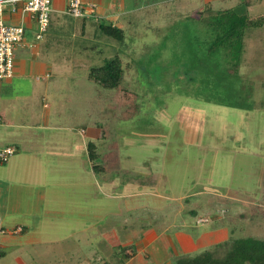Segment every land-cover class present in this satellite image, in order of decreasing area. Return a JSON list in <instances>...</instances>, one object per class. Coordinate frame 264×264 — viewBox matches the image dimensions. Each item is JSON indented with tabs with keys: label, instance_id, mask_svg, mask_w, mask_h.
Returning a JSON list of instances; mask_svg holds the SVG:
<instances>
[{
	"label": "rangeland",
	"instance_id": "obj_1",
	"mask_svg": "<svg viewBox=\"0 0 264 264\" xmlns=\"http://www.w3.org/2000/svg\"><path fill=\"white\" fill-rule=\"evenodd\" d=\"M147 1L131 11L125 2L118 9L122 13L111 11L101 20L122 27L124 41L104 35L95 22L84 24L66 15L60 16L64 23L54 27L59 41L54 54L66 77L61 78L59 96L51 103V126H62L64 113L74 118L76 130L93 128L95 123L107 125L110 140H103L97 131L98 154L103 155L115 141L121 161L120 173L113 171L107 178L120 180L125 195L138 197L122 201L101 196L83 146L84 136L57 131L60 145L44 150V187L36 188V193L45 197L40 206H52L61 213L54 229H41L60 244L22 246L27 237L8 233L1 238L10 243H5V250L0 247V264H17L21 254L30 264L33 259L38 264H83L82 260L88 264L85 241L97 231H84V226L122 224L116 223L117 218L130 213L118 206L128 201L147 206L153 199L157 207L193 211L202 216L199 224H204L195 230L197 241L227 239L223 246L238 239L233 233L236 223L218 227L215 216L243 212L248 219L250 209L262 208L264 217V26L237 32L221 46L218 30L209 24L221 11L233 7H239L240 15L258 18L264 15V0H250L249 6L240 5L245 0ZM205 8L208 12L201 14ZM115 56L123 60L127 83L139 97L140 110L127 121L115 116L119 111L114 103L96 99L88 78L92 67L103 66ZM80 113L82 120H78ZM6 164L0 161V168ZM1 207L2 214L6 204ZM161 216L169 221L174 214H158L157 218ZM245 226L238 230L247 238L258 236L255 229L264 237V218L247 226L252 236L244 232ZM129 230L124 228L120 234L128 233L131 240Z\"/></svg>",
	"mask_w": 264,
	"mask_h": 264
},
{
	"label": "crops",
	"instance_id": "obj_2",
	"mask_svg": "<svg viewBox=\"0 0 264 264\" xmlns=\"http://www.w3.org/2000/svg\"><path fill=\"white\" fill-rule=\"evenodd\" d=\"M94 1L98 4V11L102 19H107L108 12L110 14L111 11L116 14L122 13L118 9L124 8L126 5L125 0ZM67 4V0H54L50 26L41 40L37 39L38 24L33 14L24 12L22 7H19L16 12L11 7V10L8 7L5 11L6 22L12 25H24L25 34L23 43L16 50L14 76L11 79L0 81V150L7 147L17 149L16 154L10 158L6 166L0 168V192H2V194L0 193V247L4 250L10 241L7 238L3 242L2 236L8 235V233L13 234L12 231L17 227H23L24 231L16 235L27 237L26 241L21 243L22 246L47 247L48 243L59 246V240L50 239L51 233H41V229L44 231L54 229L59 222L58 215L61 214L58 209L53 210L52 206H40L45 198L42 194L36 193V188L44 187L42 173L44 158L42 154L44 150H47V147L55 146L57 148L60 145L58 140L60 131L83 135V146L86 149L90 142L96 143L97 131L100 134L97 123L93 128L83 127L81 130H76L73 126L75 120L69 113H64L65 122L62 126H51L54 125L51 118V103H55V98L59 96L58 87L61 78L66 77L64 72L61 73L58 55L54 54L58 47L57 44H59L54 27L64 23L65 19L60 16H68L66 14ZM95 21L89 19L84 21V24ZM73 97L71 95L66 99L69 102ZM56 116L61 117L58 114ZM82 116L83 113H80L78 120H82ZM93 175L94 179L99 182L101 196L109 195L111 199L122 201H126L129 197L131 200L133 197H138L135 193L125 195L120 180L109 181L108 174L101 177H97L94 173ZM128 202L130 204L123 203L118 206V209L123 207L119 210L130 213L129 216L124 215L117 218L116 223L122 224L110 227L109 225H100L96 226L97 228L95 226L93 228L91 224L84 226V231L88 228L97 231L95 234H88L85 241V245L89 247L88 264H147L148 261H151V264H175L182 257H194L206 251H214L216 248L226 245L228 241L227 239L221 242L207 243L197 241L195 230L204 224H199V219L202 216L195 215L193 211L175 210L172 206L157 207V202L153 199L149 200L147 206L140 205L138 202ZM5 204V211L1 214V206H5ZM55 211L57 214L54 215ZM250 211L252 213V209ZM164 213L174 214V216L169 221H166L163 216L157 218L158 214ZM13 214L16 217L13 218ZM230 214L244 213L230 212ZM253 214L234 228L233 233H237L238 239L247 238V234H241L238 230L244 224L246 225L245 233L249 232V236L256 233L258 236H254L255 238L264 239L263 235L256 231L257 229L252 234L250 233L251 229L250 231L247 229L248 225L261 222L264 218L261 216L252 217ZM213 219L216 223H220L224 220V216H215ZM133 220L136 222L135 227L131 225ZM217 226L226 228L225 226L229 225ZM129 227L131 230L128 232H132L131 236L133 237L131 240H129L128 233L124 235L122 232L123 236L120 234L122 229ZM145 227L150 230L148 229L147 233H141V229ZM211 231L213 230L211 229ZM32 233H35L36 236H33ZM71 233L73 237H76L77 232L74 228ZM233 239L236 240V238ZM76 240L78 242L77 238ZM170 246H179V248L172 250ZM109 247L111 248L110 254L108 253ZM124 249H127L126 252L120 255L119 252ZM4 250L2 260L6 258ZM124 257H127L128 260L123 261ZM140 257L143 258L140 259ZM32 261L33 264H38L37 259ZM82 261L84 264L85 260ZM15 262L30 264L28 259L24 258V254L19 255Z\"/></svg>",
	"mask_w": 264,
	"mask_h": 264
},
{
	"label": "trees",
	"instance_id": "obj_3",
	"mask_svg": "<svg viewBox=\"0 0 264 264\" xmlns=\"http://www.w3.org/2000/svg\"><path fill=\"white\" fill-rule=\"evenodd\" d=\"M156 1L157 0H148L147 2L155 3ZM125 2L130 4L128 7L130 11L143 6V0H125ZM249 2L250 0H245V2L240 5L246 4L249 6ZM209 5L210 4H208V6ZM206 12H208V9L205 8V10L203 11L202 9L200 13L205 14ZM239 12V7H233L221 11L219 16L213 17L212 20L210 19V26H212L215 31L218 30L220 34L219 45L223 46L229 43V41L236 36L237 32L242 33L243 30H251L253 32L264 26V15L251 19L250 16L243 15V13L240 15ZM81 19L83 23L89 19L93 21L98 20L95 22L104 35L116 41L125 40V30L123 28L113 24H105L101 22L102 18L95 19L85 17ZM237 56L238 58L240 57L239 54ZM239 65L240 63L238 60L237 67H239ZM126 75L127 69L119 56H115L108 60L103 66L92 67L88 74L89 80L94 84L96 99L114 103L119 111L115 116L124 121L134 118L140 110L139 97L136 92L131 89L129 83H127ZM98 128L100 129L103 140H110L107 125L99 124ZM111 142L112 143L108 145V150L103 155L98 154L95 143L90 142L87 146L91 169L97 177H101L104 174H113V171L116 174L120 173L119 167L121 161L119 157V146L117 142ZM262 212V208H253L252 213L249 214L251 215L254 213L252 217H259L263 214ZM224 214V220L220 222L219 225H235V223L236 225H240L238 223L243 222L246 218L244 214L232 215L228 212ZM20 228L22 231L19 234L24 231V228L17 227L15 229L18 230ZM126 250L127 249H124L120 253L123 255ZM125 260H128V258L124 257L123 261ZM175 264H264V239L255 237L236 239L233 240L230 245L221 246L214 251H206L194 257H182L178 259Z\"/></svg>",
	"mask_w": 264,
	"mask_h": 264
},
{
	"label": "built area",
	"instance_id": "obj_4",
	"mask_svg": "<svg viewBox=\"0 0 264 264\" xmlns=\"http://www.w3.org/2000/svg\"><path fill=\"white\" fill-rule=\"evenodd\" d=\"M66 14L70 17L100 18L98 4L94 0H67ZM54 0H0V81L11 79L14 76L16 50L24 41V25H12L6 22L5 11L11 7L14 12L22 7L26 13L36 17L38 24L37 39H43L48 32ZM16 149L7 147L0 150V161L6 163L15 155ZM205 222V220H202ZM21 228L13 230V234H19ZM3 233H5L3 231Z\"/></svg>",
	"mask_w": 264,
	"mask_h": 264
}]
</instances>
